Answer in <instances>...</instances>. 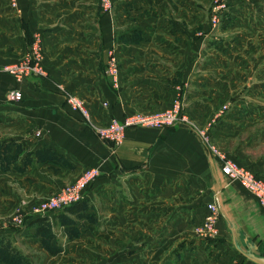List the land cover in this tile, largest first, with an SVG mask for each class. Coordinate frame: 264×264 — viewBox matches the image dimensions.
<instances>
[{"label": "crops", "instance_id": "0c3cea01", "mask_svg": "<svg viewBox=\"0 0 264 264\" xmlns=\"http://www.w3.org/2000/svg\"><path fill=\"white\" fill-rule=\"evenodd\" d=\"M110 1L112 10L106 12L100 0H0V122L12 137L5 143L14 152L19 148L12 167L0 171L1 197L6 191L3 212L11 214L19 202L30 206L51 197L83 170L96 167L100 176L86 190V200L98 194L112 200L114 190L125 191L130 197L152 199L150 212L158 214L159 199L166 198L180 213L191 210L195 226L203 220L206 204L219 196L230 220L264 245V215L255 199L222 175L220 162L209 157L190 126L130 128L117 147L96 136L94 128L107 126L111 119L162 112L176 99L203 126L217 104L201 88L216 86H204L207 75L222 71L221 64L208 60L212 50L192 41L191 0ZM36 34L42 37L45 76L16 80L2 72L27 57ZM111 51L119 68L116 87L106 74ZM13 92L21 93L19 102L11 100ZM68 94L83 101L93 127L69 109ZM244 115L250 117L242 110L231 111L214 124V138L230 135L233 141L228 130H238ZM108 209L110 217L120 216L121 229L124 209ZM86 211L61 215L73 219ZM222 221L217 224L219 239L226 236Z\"/></svg>", "mask_w": 264, "mask_h": 264}, {"label": "rangeland", "instance_id": "374dc122", "mask_svg": "<svg viewBox=\"0 0 264 264\" xmlns=\"http://www.w3.org/2000/svg\"><path fill=\"white\" fill-rule=\"evenodd\" d=\"M191 4L192 41L211 49L208 60L221 64L222 69L221 72H209V81L204 84L216 83V86L201 88L206 98L216 101L217 107L203 126L190 118L191 131L201 145L200 132L211 145L229 158L233 157L239 166L263 177L264 0H227L222 10H216L215 0H191ZM235 110H242L250 117L241 116L238 130H228L234 134V140L231 141L230 135L214 138V124ZM0 124V149H3L0 153L4 154L7 146L14 152L11 144L5 143L12 138L4 128L6 123ZM233 126H236L234 122ZM1 161L0 171L6 172L12 167L5 157ZM2 193L0 264H214L221 258L225 259L217 263L253 264L232 248L227 230L226 236L220 239L198 237L193 226L195 214L191 210L180 213L170 199L160 198L158 214H151L152 199L144 196L130 197L129 192L115 190L112 200L104 194L96 195L92 201L84 196L81 208L89 211L71 219L61 215L64 211L44 217L29 216L27 206L21 202L11 214H6L3 212L6 191ZM109 207L124 209L121 229L117 225L120 216L110 217ZM164 210L173 211L168 214ZM31 217L45 219L46 223L28 231ZM136 220L141 223L135 225ZM219 221L223 222L221 218ZM47 249H60V252L51 256Z\"/></svg>", "mask_w": 264, "mask_h": 264}, {"label": "built area", "instance_id": "2783aa9c", "mask_svg": "<svg viewBox=\"0 0 264 264\" xmlns=\"http://www.w3.org/2000/svg\"><path fill=\"white\" fill-rule=\"evenodd\" d=\"M215 1L216 10H222L227 0ZM100 4L106 12L110 11L112 7L110 0H100ZM42 59V37L40 34H36L27 57L16 65L5 67L2 72L12 75L16 80H21L30 75L44 77L45 73L40 65ZM106 74L116 87L119 79V68L116 55L112 51L109 54ZM10 97L14 102H19L22 98L20 92H13ZM66 104L71 111L79 114L85 124L93 127L90 113L83 101L75 95L68 94ZM176 124L191 125L186 106L180 99H176L171 107L162 112L150 115L134 114L125 117L122 121L111 119L107 126L94 128V132L101 141L111 147H117L122 144L127 129L141 127L162 130ZM199 136L208 154L220 162L222 175L230 182L239 183L255 199L264 215V179L242 168L234 161L226 159L220 149L211 145L202 132L199 133ZM99 175L100 172L96 167L86 168L73 183L64 186L53 196L27 206V214L44 217L51 213L62 212L66 208L82 202L86 189L97 180ZM205 210L206 214L203 220L194 226V233L202 239H217L219 237L217 224L221 218L217 206L215 203H208ZM17 213L21 214V211Z\"/></svg>", "mask_w": 264, "mask_h": 264}, {"label": "water", "instance_id": "95a60500", "mask_svg": "<svg viewBox=\"0 0 264 264\" xmlns=\"http://www.w3.org/2000/svg\"><path fill=\"white\" fill-rule=\"evenodd\" d=\"M209 155V154H208ZM211 158V156L209 155ZM216 206L224 220L230 235L231 245L246 261L253 264H264V245L258 244L241 225L234 224L222 206L219 196L216 197Z\"/></svg>", "mask_w": 264, "mask_h": 264}, {"label": "trees", "instance_id": "16d2710c", "mask_svg": "<svg viewBox=\"0 0 264 264\" xmlns=\"http://www.w3.org/2000/svg\"><path fill=\"white\" fill-rule=\"evenodd\" d=\"M0 150H3V149H0ZM10 152H11L10 146L9 147L7 146V149L5 151H3L4 154L0 153V162H2L1 160H3V158L5 157V159L7 160V164L10 165V163H12L11 160H14V157L17 156V154L19 153V148L17 147L16 151L14 152V155H10ZM80 203L72 205V206L66 208L64 210V212L75 213V212L80 211V209H81V204ZM31 218H33V217H31ZM33 219H35V220L31 221L28 224V226H31V225H34L35 223H37L36 226H40L41 227L42 225H44V223H46L45 219H40L38 217H34ZM47 252L51 256H55V255H57L60 252V249L59 250L47 249Z\"/></svg>", "mask_w": 264, "mask_h": 264}]
</instances>
